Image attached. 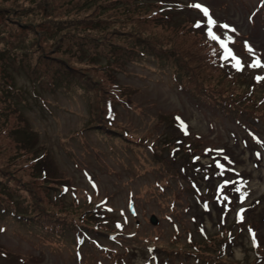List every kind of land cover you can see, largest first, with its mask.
<instances>
[{
    "label": "rangeland",
    "instance_id": "rangeland-1",
    "mask_svg": "<svg viewBox=\"0 0 264 264\" xmlns=\"http://www.w3.org/2000/svg\"><path fill=\"white\" fill-rule=\"evenodd\" d=\"M257 58L264 0H0V264H264Z\"/></svg>",
    "mask_w": 264,
    "mask_h": 264
},
{
    "label": "trees",
    "instance_id": "trees-1",
    "mask_svg": "<svg viewBox=\"0 0 264 264\" xmlns=\"http://www.w3.org/2000/svg\"><path fill=\"white\" fill-rule=\"evenodd\" d=\"M128 1H125V3H127ZM121 3H124V1H122ZM151 6H153V5H151ZM161 8V7H160ZM160 8H157V10L158 11H160ZM157 10H153V11H157ZM152 11V12H153ZM147 18H148V16H147ZM148 21V23H150V24H152V22L148 19L147 20ZM203 42L204 43H201V44H203L204 45V47L206 48V47H210L209 45H206V41L205 40H203ZM194 51V53H197V55L198 56H196L194 53H193V51ZM206 50V49H205ZM191 51V52H190ZM140 54V55H142L143 53H144V50L143 49H137V54ZM184 53L185 54H183L184 55V57L186 58V60L187 61H189V62H193L196 58H198V60L199 61H201V63L203 62V65L205 66H208V67H210V68H218V66H216L215 64H214V62H211L209 59H208V55H209V51L208 50H206V51H202L201 49H197L196 50V48H190L189 50H184ZM217 61V60H216ZM204 92V94H206L207 95V91L205 92V91H203ZM104 102H105V100H104ZM230 104V103H229ZM223 107H225L224 105H223ZM108 108H110V107H108ZM106 110H105V112L107 111V107L105 108ZM1 112V111H0ZM233 116L234 117H236V118H239V115L238 114H233ZM5 120L3 119L2 121H1V125H0V135H3V134H5V136H10V130L5 126V125H3V122H4ZM11 129H13V128H11ZM34 158H36L37 160H38V157H36V156H33V157H31V158H29V159H26L25 161H24V163L26 164V163H28V164H34V162H33V159ZM23 163V165H25ZM0 210H3V211H5L6 210V208H0ZM87 212V211H86ZM86 212H84V213H82L80 216H82L83 214H85ZM18 215H19V217H26V216H24V215H22V214H20V213H18ZM33 216V215H32ZM30 217V216H29ZM38 222L41 224V225H43V226H46L47 224H48V226L50 225V224H53L54 223V220H52V219H48V221L47 220H38ZM225 237V239H226V235H224ZM224 238H222V239H224ZM221 263L222 264H238V263H229L227 260H222L221 261Z\"/></svg>",
    "mask_w": 264,
    "mask_h": 264
},
{
    "label": "snow or ice",
    "instance_id": "snow-or-ice-1",
    "mask_svg": "<svg viewBox=\"0 0 264 264\" xmlns=\"http://www.w3.org/2000/svg\"><path fill=\"white\" fill-rule=\"evenodd\" d=\"M193 6L196 7V8H198V9H200L203 12L204 16L207 17V25H208V27L206 29L207 35H208L209 39L216 40L218 43H220L221 48L224 49V55H223L222 58L227 59V58L231 57L235 61L234 67H236L237 70H240L242 68V65L240 63V60H239L238 57H236L234 55V53L232 52V50L227 47V41L226 40H221L220 37H218L213 32L212 26L216 22L214 20H212V18L209 16L208 9L205 8V7H203V5H201V4H195ZM197 26H199V22L197 23ZM223 27L224 28H227L228 26L227 25H223ZM249 51L251 52L252 50L249 48ZM248 66L251 67V68H264V64L261 63V61H260L259 58L255 59L253 61V63L250 64V65H248ZM256 79L257 80H264V77H256ZM227 183H230V182L229 181H225V184H227ZM250 232H251V230H250ZM252 235H253V242H254V245H255V234L253 233Z\"/></svg>",
    "mask_w": 264,
    "mask_h": 264
},
{
    "label": "water",
    "instance_id": "water-1",
    "mask_svg": "<svg viewBox=\"0 0 264 264\" xmlns=\"http://www.w3.org/2000/svg\"><path fill=\"white\" fill-rule=\"evenodd\" d=\"M150 222L153 223V224H155L157 222L156 217L154 215H152L150 217Z\"/></svg>",
    "mask_w": 264,
    "mask_h": 264
}]
</instances>
